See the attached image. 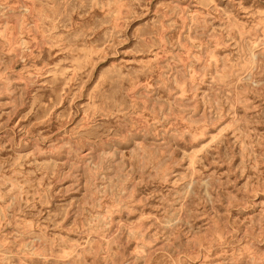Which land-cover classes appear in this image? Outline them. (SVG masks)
<instances>
[{"label":"rangeland","instance_id":"374dc122","mask_svg":"<svg viewBox=\"0 0 264 264\" xmlns=\"http://www.w3.org/2000/svg\"><path fill=\"white\" fill-rule=\"evenodd\" d=\"M0 264H264V0H0Z\"/></svg>","mask_w":264,"mask_h":264}]
</instances>
